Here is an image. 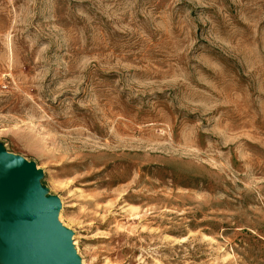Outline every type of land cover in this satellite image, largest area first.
<instances>
[{"label": "rangeland", "instance_id": "374dc122", "mask_svg": "<svg viewBox=\"0 0 264 264\" xmlns=\"http://www.w3.org/2000/svg\"><path fill=\"white\" fill-rule=\"evenodd\" d=\"M0 144L82 264H264V0H0Z\"/></svg>", "mask_w": 264, "mask_h": 264}, {"label": "water", "instance_id": "95a60500", "mask_svg": "<svg viewBox=\"0 0 264 264\" xmlns=\"http://www.w3.org/2000/svg\"><path fill=\"white\" fill-rule=\"evenodd\" d=\"M35 162L0 144V264H82Z\"/></svg>", "mask_w": 264, "mask_h": 264}]
</instances>
